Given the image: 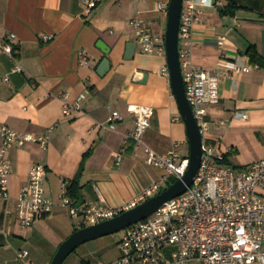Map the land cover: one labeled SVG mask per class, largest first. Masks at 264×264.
<instances>
[{
  "label": "crops",
  "instance_id": "obj_1",
  "mask_svg": "<svg viewBox=\"0 0 264 264\" xmlns=\"http://www.w3.org/2000/svg\"><path fill=\"white\" fill-rule=\"evenodd\" d=\"M216 1L219 6H199L189 40L195 67L228 73L220 84V103L208 108L211 127L206 141L218 153L228 154L232 165L248 167L264 159V67L248 53L254 48L264 61V0ZM170 3L103 0L88 13L85 0H0V46L11 34L17 36L15 60L0 54V125L49 139L46 148L28 143L9 150L11 198L0 200V264H52L60 246L81 229L60 199L63 183L73 181L81 168L80 202L117 208L164 174L147 162L145 146L160 155L177 150L181 159L190 158L187 126L165 74L167 54L144 53L138 45L134 57L126 58L129 44L137 43L130 22L139 16L153 34L166 36ZM160 4L167 10H159ZM231 5L240 8L224 15L222 10ZM46 35L53 39L43 40ZM100 41L109 53L98 46ZM185 43L180 39V50ZM106 58L111 69L102 77L98 69ZM223 60L251 70L228 71L220 65ZM17 66L21 72H16ZM65 94L71 101L83 95L86 100L67 115ZM132 106L154 110L142 145L129 137L137 122ZM116 111L122 119L111 130L108 119ZM239 111L249 118L235 119ZM37 164L47 168L46 194L55 209L33 226L22 227L17 199ZM24 251L29 257H20ZM117 251L105 260H83L112 263L121 257V248Z\"/></svg>",
  "mask_w": 264,
  "mask_h": 264
},
{
  "label": "built area",
  "instance_id": "obj_2",
  "mask_svg": "<svg viewBox=\"0 0 264 264\" xmlns=\"http://www.w3.org/2000/svg\"><path fill=\"white\" fill-rule=\"evenodd\" d=\"M102 1L85 0L88 13ZM219 5L216 0H184L181 18L180 39L186 42L180 50L184 82L189 103L203 135L204 155L197 177L186 193L166 203L148 219L124 230L120 244L122 254L118 260L97 264H264V159L240 169L227 160L226 154L218 153L207 143L211 127L208 108L220 103V84L228 73L221 69L203 70L191 62L189 40L199 20V6ZM158 8L167 10L163 4ZM130 25L144 53L167 54L165 35L153 34L146 21L139 16ZM16 38L15 34H11L9 40L0 46V54H7L15 60ZM52 39L50 35L43 37L45 41ZM224 42L225 38L221 39L220 45ZM84 60L87 58L84 57ZM220 65L228 71L251 70L246 64L224 60ZM18 71H22L21 66L16 67ZM165 74L170 77L169 67L165 68ZM62 100L68 115L72 109L80 108L86 96L71 101L70 95L65 94ZM130 109L135 113L137 122L129 137L142 145L145 134L152 126L154 110L146 106H132ZM248 118L247 112L235 113L237 120ZM121 119L120 112H114L108 119L107 127L115 130ZM218 125H224V122ZM0 138V200H7L11 198L12 173L9 150L13 146L22 147L28 143H39L46 148L49 139L48 136L22 134L6 125H0ZM145 149L147 162L164 170V174L129 204L113 208L104 202L98 205L77 203L68 196L70 181L63 183V193L60 195L62 205L73 219L79 220V228L119 216L159 194L171 177L181 179L185 176L189 159H181L177 150L160 155L149 146H145ZM116 157L120 162L121 153ZM46 172L45 165H34L28 182L20 191L17 216L22 227L33 226L55 209L54 201L46 194ZM20 257H29V252H22Z\"/></svg>",
  "mask_w": 264,
  "mask_h": 264
},
{
  "label": "water",
  "instance_id": "obj_3",
  "mask_svg": "<svg viewBox=\"0 0 264 264\" xmlns=\"http://www.w3.org/2000/svg\"><path fill=\"white\" fill-rule=\"evenodd\" d=\"M183 7L184 0H171L169 6L168 28L166 33V45L172 88L179 104L181 115L187 126L188 137L190 140L191 151L189 168L185 176L178 179L172 186L139 204L135 208L99 224L75 231L60 246L52 264H65L69 256L75 253L82 245L122 232L129 227L148 219L166 203L186 193L188 188L193 185L202 164L204 151L203 135L196 120L193 108L187 97L180 58V27ZM98 46L104 52H110L108 46L103 41H100ZM137 46V43L129 44L128 54L126 56L127 59L134 57ZM110 69L111 62L108 58H106L101 63L98 69V74L104 77ZM145 79H147V75L145 76Z\"/></svg>",
  "mask_w": 264,
  "mask_h": 264
},
{
  "label": "rangeland",
  "instance_id": "obj_4",
  "mask_svg": "<svg viewBox=\"0 0 264 264\" xmlns=\"http://www.w3.org/2000/svg\"><path fill=\"white\" fill-rule=\"evenodd\" d=\"M123 236L124 231L84 244L69 256L65 264H80L83 259L90 261L105 260L110 257L111 253L116 254L118 252Z\"/></svg>",
  "mask_w": 264,
  "mask_h": 264
},
{
  "label": "trees",
  "instance_id": "obj_5",
  "mask_svg": "<svg viewBox=\"0 0 264 264\" xmlns=\"http://www.w3.org/2000/svg\"><path fill=\"white\" fill-rule=\"evenodd\" d=\"M239 8L240 7L237 5H231L230 7L223 9L222 13L224 15H234ZM248 53L251 56L255 64L261 65V67H264V61L262 60V58L259 56V54L254 48H251ZM226 156H227V160H229L228 159L229 155L226 154ZM237 168L243 169L245 167H237ZM82 172H83V169L81 168L79 174L76 176V178L73 181H70V185L68 187V196L74 199L77 203H81L79 185H80V176L82 175ZM177 180L178 179L175 177L171 178L169 182L167 183V185L160 192L172 186ZM81 264H91V262L87 260H82Z\"/></svg>",
  "mask_w": 264,
  "mask_h": 264
}]
</instances>
